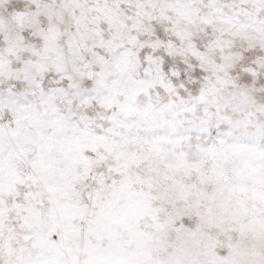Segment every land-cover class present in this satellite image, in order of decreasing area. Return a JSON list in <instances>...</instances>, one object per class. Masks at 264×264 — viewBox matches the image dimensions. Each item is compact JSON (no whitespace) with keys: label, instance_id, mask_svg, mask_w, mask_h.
<instances>
[{"label":"snow or ice","instance_id":"obj_1","mask_svg":"<svg viewBox=\"0 0 264 264\" xmlns=\"http://www.w3.org/2000/svg\"><path fill=\"white\" fill-rule=\"evenodd\" d=\"M0 264H264V0H0Z\"/></svg>","mask_w":264,"mask_h":264}]
</instances>
